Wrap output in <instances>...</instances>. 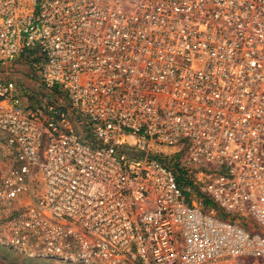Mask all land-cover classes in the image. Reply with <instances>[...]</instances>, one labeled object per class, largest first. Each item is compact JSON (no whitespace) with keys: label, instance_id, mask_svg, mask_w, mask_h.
I'll use <instances>...</instances> for the list:
<instances>
[{"label":"built area","instance_id":"1","mask_svg":"<svg viewBox=\"0 0 264 264\" xmlns=\"http://www.w3.org/2000/svg\"><path fill=\"white\" fill-rule=\"evenodd\" d=\"M0 132L1 247L264 264V0H0Z\"/></svg>","mask_w":264,"mask_h":264},{"label":"rangeland","instance_id":"2","mask_svg":"<svg viewBox=\"0 0 264 264\" xmlns=\"http://www.w3.org/2000/svg\"><path fill=\"white\" fill-rule=\"evenodd\" d=\"M11 70L13 71L14 68H11ZM15 72H10L9 75L4 76L3 78H10L11 77H16V75L14 74ZM19 74H21V72H18ZM17 73V74H18ZM18 74V75H19ZM17 75V76H18ZM19 77H21V80L23 82V84H27V86L29 85V81L32 78L28 75H20ZM28 82V83H26ZM22 84V83H21ZM30 91V92H28ZM34 90H27L23 92V95H26V93L28 94H34ZM32 98V97H31ZM32 100V106L36 105L35 102H33L34 98L31 99ZM0 134L3 136L4 134L0 132ZM4 137V136H3ZM1 138V136H0ZM13 164L12 161V156L10 154L9 149L6 147V145L3 143L2 139H0V175L2 174V171L6 170L8 167H10ZM34 186H36L33 183V188ZM0 264H59L55 261L52 260H40V259H28L25 258L23 256H20L18 254H16L15 252L3 248L0 246Z\"/></svg>","mask_w":264,"mask_h":264},{"label":"trees","instance_id":"3","mask_svg":"<svg viewBox=\"0 0 264 264\" xmlns=\"http://www.w3.org/2000/svg\"><path fill=\"white\" fill-rule=\"evenodd\" d=\"M177 180H178V184L182 187L183 185L187 184L188 181L185 180V176H184V173L183 172H180V171H177ZM204 203L206 205H208V201L205 199L204 200Z\"/></svg>","mask_w":264,"mask_h":264}]
</instances>
